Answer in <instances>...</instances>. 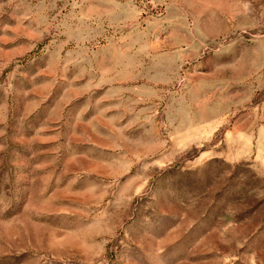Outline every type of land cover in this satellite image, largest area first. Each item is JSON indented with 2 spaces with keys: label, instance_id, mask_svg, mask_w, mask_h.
Listing matches in <instances>:
<instances>
[{
  "label": "rangeland",
  "instance_id": "374dc122",
  "mask_svg": "<svg viewBox=\"0 0 264 264\" xmlns=\"http://www.w3.org/2000/svg\"><path fill=\"white\" fill-rule=\"evenodd\" d=\"M0 264H264V0H0Z\"/></svg>",
  "mask_w": 264,
  "mask_h": 264
}]
</instances>
